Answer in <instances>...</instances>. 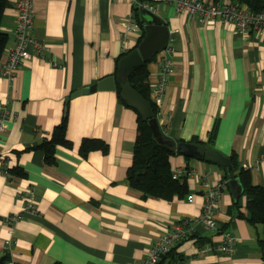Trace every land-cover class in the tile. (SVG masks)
Instances as JSON below:
<instances>
[{
  "label": "crops",
  "instance_id": "1",
  "mask_svg": "<svg viewBox=\"0 0 264 264\" xmlns=\"http://www.w3.org/2000/svg\"><path fill=\"white\" fill-rule=\"evenodd\" d=\"M8 1L0 23L7 35L0 62L14 44L16 0ZM132 4L34 0L31 33L46 47L41 56L34 53L21 62L13 80L0 75V102L8 110L0 131L3 264H137L178 219L199 215L207 185L224 178L220 165L179 153L174 146L170 166L186 168L188 191L170 199L143 195L126 178L136 136L135 109L119 101L116 89L88 91L65 102L72 90L115 74L120 54L136 46L142 29L125 42L121 35ZM152 12L167 25L168 44L174 48L172 71L157 106L165 140L176 145L196 136L205 142L217 121L212 146L226 155L235 152L253 183L264 185V161L256 162L264 152V33H241L221 18L201 22L163 1ZM161 50L147 62L150 94ZM65 112L72 145H57L55 161L47 163L35 145L50 137ZM84 137L104 140L107 152L93 149L82 156ZM3 163L26 174L4 173ZM29 186L35 190L36 212L10 225L5 216L22 210V194ZM188 193H193L192 201L186 199ZM245 202L242 192L235 199L227 185L215 229L197 224L191 237L176 244L182 264H263L259 240L264 227L247 220ZM225 230L238 237L232 253L198 252L203 244H220Z\"/></svg>",
  "mask_w": 264,
  "mask_h": 264
},
{
  "label": "built area",
  "instance_id": "2",
  "mask_svg": "<svg viewBox=\"0 0 264 264\" xmlns=\"http://www.w3.org/2000/svg\"><path fill=\"white\" fill-rule=\"evenodd\" d=\"M158 1L169 3L176 12L187 13L190 16L196 17L201 22L221 18L224 21L232 22L241 33H246L248 30H255L260 34L264 33V10H252L238 0H133L132 9L128 12L126 19L122 23L121 35L124 42L130 33H139L141 30L137 12H140L143 8L153 11L155 3ZM14 7L16 13V21L13 27L14 44L7 48L5 59L0 62V75L8 80L14 79L21 62L31 57L34 53L41 56L42 51L46 47L43 39L37 38L31 33L34 19V0H16ZM173 51V46L167 43L158 55L159 68L150 94L156 106L161 103L168 75L172 71ZM7 116L6 103L0 102V131L3 130ZM263 161L264 152L260 154L256 162ZM3 166L2 172L5 173L7 172L5 163H3ZM185 173L186 168L182 166L172 169L173 178H178ZM227 185L228 179L226 178L219 179L213 184H208L199 215L178 219L170 230L164 231L156 238L147 255L141 258L137 264H156L163 255L168 253L171 247L181 240L191 237L196 232L195 225L197 224L214 230L216 227L215 217L218 211L219 198ZM22 196L24 198L22 210L9 213L5 216V220L10 225L23 217L25 213L36 212L34 187L29 186ZM186 199L192 201L193 193H188ZM237 241L238 237L234 233L225 230L222 233L220 244L217 246H214L212 243L203 244L198 248V252L205 253L218 249L225 253H232ZM9 264L19 263L11 261ZM175 264H182V262L176 260Z\"/></svg>",
  "mask_w": 264,
  "mask_h": 264
},
{
  "label": "trees",
  "instance_id": "3",
  "mask_svg": "<svg viewBox=\"0 0 264 264\" xmlns=\"http://www.w3.org/2000/svg\"><path fill=\"white\" fill-rule=\"evenodd\" d=\"M246 4L250 9L258 11L264 10V0H238ZM9 5L8 0H0V23L4 8ZM137 18L141 25L142 32L139 34L137 44L144 35L143 20L140 12H137ZM7 42V35L0 30V55ZM136 44V45H137ZM125 52L121 53L123 55ZM153 54L148 60L133 67L127 74L131 86L136 89L151 105L153 114L157 116L158 108L150 97V88L147 81L148 69L147 62L153 59ZM118 57V59H119ZM117 65L115 68V72ZM120 85L116 84V94L120 102L127 104L120 94ZM132 107V106H130ZM134 108V107H132ZM136 111V136L132 149V161L127 167L126 178L129 184L140 190L143 195L160 196L170 199L173 196H182L188 191V184L185 175L178 178L172 177V169L170 166V156L175 153V150L165 143L166 137L163 136L161 130L158 135H155L149 125L148 119L143 117L141 113ZM67 113L65 112L54 127L49 138H44L35 147L40 148L44 153V159L47 163L55 161V148L57 145L70 147L72 142L66 137ZM217 130V121L214 122L209 132V136L205 142H202L198 137L193 136L189 141L198 144L203 149L205 145L212 146L213 139ZM179 139L178 141H182ZM100 149L102 152H107L108 144L100 138L84 137L79 145V153L86 156L90 150ZM231 164L230 171H224V178H237L242 193L246 197V208L248 214L246 218L251 223H261L264 227V185L255 184L251 179L250 169L239 164L235 152L227 155ZM203 158V157H202ZM10 173L25 175L26 172L18 166L7 168ZM237 204L236 201H234ZM259 245L262 250V260L264 264V235L259 240ZM176 246L159 259L156 264H175L176 260L182 261L181 255L176 252ZM5 257L0 258V264H3Z\"/></svg>",
  "mask_w": 264,
  "mask_h": 264
},
{
  "label": "water",
  "instance_id": "4",
  "mask_svg": "<svg viewBox=\"0 0 264 264\" xmlns=\"http://www.w3.org/2000/svg\"><path fill=\"white\" fill-rule=\"evenodd\" d=\"M140 15L143 20L144 35L134 48L129 49L119 57L115 74L106 75L90 85L72 90L65 97V102L67 103L69 98L81 93L95 91L96 89H115L116 84H119L121 86L120 94L123 100L130 106L136 108L143 117L147 118L153 133L158 135L160 131L158 119L153 114L149 101L131 86L130 82L126 80V77L133 67L148 60L153 54L159 52L166 46L169 40V30L163 20L152 11L143 8L140 10ZM164 141L170 147L175 146L176 151L184 155L203 157L207 161L220 165L226 171H230L232 168L228 156L213 146L205 145L201 149L198 144L187 140L177 141L176 145H174L173 140L168 139ZM228 185L232 190L234 198L237 199L238 195L242 192L238 179L230 178Z\"/></svg>",
  "mask_w": 264,
  "mask_h": 264
}]
</instances>
